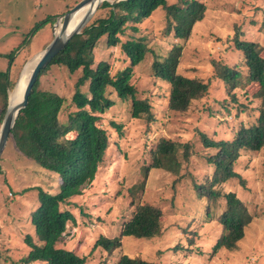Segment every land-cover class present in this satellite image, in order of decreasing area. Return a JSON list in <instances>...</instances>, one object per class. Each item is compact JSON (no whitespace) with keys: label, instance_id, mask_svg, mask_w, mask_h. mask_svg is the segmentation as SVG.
I'll use <instances>...</instances> for the list:
<instances>
[{"label":"rangeland","instance_id":"obj_1","mask_svg":"<svg viewBox=\"0 0 264 264\" xmlns=\"http://www.w3.org/2000/svg\"><path fill=\"white\" fill-rule=\"evenodd\" d=\"M77 1L0 0V71L9 69L15 82L24 63L54 38L56 21L49 18L56 16L57 20ZM201 1L207 4L206 17L185 41L165 34L167 22L161 8L127 28L125 39H144L153 50L132 69L130 79L139 97L150 98L156 119L147 128L145 121L131 117L130 101L120 100L114 91L109 93L115 104L101 120L110 137L104 161L95 180L83 186L82 194L62 206L75 220L69 221L57 246L86 256L85 264H116L122 253L157 264H264V148L242 150L235 164L239 177L221 186L223 192H234L253 216L236 250L215 251L223 233L216 219L223 213L225 199L208 205L198 196L192 179L195 175V181L203 183L213 173L207 163L213 150L203 148L202 133L216 140L232 138L240 127L254 124L259 116L260 101L252 96L257 87L248 84L228 93L225 83L214 76L212 60L246 73L243 55L233 48L232 39L235 33L241 34L260 43L264 50V34L260 31L264 0ZM172 42L182 44L179 71L210 82L209 94L196 100L185 114L168 110L169 85L153 76L154 54H167ZM95 60L108 62L113 75L130 65L120 46L110 47L106 37L99 42ZM80 74L53 66L42 75L40 88L66 97L68 113L75 109L71 98ZM81 90L87 93L88 83ZM162 136L193 144L192 159L180 172L183 179L163 169H152L144 177L151 149ZM60 183L57 174L41 168L20 152L13 140L8 141L0 156V264H25L22 258L29 246L24 240L28 234L36 235L32 212L40 205L37 187L55 192ZM139 201L164 211L162 234L154 239L125 236L122 247L108 257L102 248L93 249L100 235H120Z\"/></svg>","mask_w":264,"mask_h":264},{"label":"trees","instance_id":"obj_2","mask_svg":"<svg viewBox=\"0 0 264 264\" xmlns=\"http://www.w3.org/2000/svg\"><path fill=\"white\" fill-rule=\"evenodd\" d=\"M159 8L165 12V34L176 41L189 39L194 26L202 22L207 14V4L201 0H176L173 3L168 0L104 1L94 13L95 17L40 71L28 104L20 111L8 141L13 140L20 152L41 168L57 174L61 183L55 192L37 187L40 205L32 212L36 235L28 234L24 240L29 246V252L22 258L23 263H86V256L57 246L69 221L75 220L72 212L62 206L70 205L72 198L82 194L83 186L95 180L104 161L110 137L108 130L101 125V120L106 110L115 104L109 96L111 91L116 92L120 100L130 101L132 118L145 121L147 128L155 122L150 98L139 97L138 89L130 79L132 69L153 50L144 39H125V36L130 24L149 18ZM49 20L54 23L56 16ZM132 29L137 31L136 26ZM260 31L264 34V17ZM103 37H106L110 47L120 46L130 63L115 75L111 73L108 62L96 63L95 60L96 50ZM232 44L243 55L246 73L238 67L213 59L214 76L225 83L228 93L248 84L256 86L252 96L260 101V111L254 124L240 127L232 138L216 140L204 133L200 135L203 148L213 150L207 158L213 173L203 183H197L196 176H193L197 194L205 198L208 205L225 199L223 213L216 219L223 233L215 245V251L221 248L236 250L253 219L245 203L234 192H223L221 186L239 177L235 164L242 150L260 151L264 148L263 46L238 33H235ZM171 45L167 54H154L153 76L169 85L168 110L175 114H185L196 100L209 94L210 82L180 72L182 44L172 42ZM53 66L65 67L71 74L81 72L71 98L75 109L68 113H65L66 97L40 88L42 75ZM16 81H11L9 69L0 71V126L8 108L9 93L14 89ZM86 83L88 92L84 93L81 88ZM116 128L119 129V126L116 125ZM193 151L190 142L160 137L151 149L150 162L143 170L144 177L152 169H163L183 179L180 172L184 163H190ZM164 217V211L159 206L139 201L131 217L122 226L120 235H100L93 249L102 248L108 257L122 247V238L125 236L139 239L159 237L163 232ZM116 264L157 263L122 253Z\"/></svg>","mask_w":264,"mask_h":264},{"label":"water","instance_id":"obj_3","mask_svg":"<svg viewBox=\"0 0 264 264\" xmlns=\"http://www.w3.org/2000/svg\"><path fill=\"white\" fill-rule=\"evenodd\" d=\"M104 1L109 0H80L65 14L57 18L56 23L54 25V30L56 29L59 22L62 21L60 31L58 33H55L54 38L51 40V42L43 50L38 52L39 54L33 66L30 78L28 80L23 99L17 104L11 105V98L9 93L8 108L0 126V156L2 155L5 147L7 146L9 135L15 125L16 119L20 111L25 108L28 104L29 95L32 91L34 84L36 83L40 71L52 61V59L68 44V42L74 35L79 34L82 31V29L90 22L92 16ZM114 1L116 0H113L112 2ZM88 4H91L93 6V10L84 16L78 26H76L73 30L69 31V25L72 21L73 16L78 10ZM28 62L29 61H26L24 66L22 67L19 77L21 76L22 71L25 69ZM18 79L14 88L18 83Z\"/></svg>","mask_w":264,"mask_h":264},{"label":"bare ground","instance_id":"obj_4","mask_svg":"<svg viewBox=\"0 0 264 264\" xmlns=\"http://www.w3.org/2000/svg\"><path fill=\"white\" fill-rule=\"evenodd\" d=\"M109 1H113V0H109ZM92 10H93V6L91 4H88L82 7L80 10H78L76 14L73 16L68 30L71 31L76 26H78V24L81 22L84 16ZM61 25H62V21L59 22L56 29L54 30V33H58L60 31ZM38 54L39 53H37L30 60H28L29 62L27 66L25 67V69L22 71V74L18 79V83L16 87L10 92L11 105L17 104L19 101L23 99L24 92H25L28 80L30 78L33 66L37 60Z\"/></svg>","mask_w":264,"mask_h":264},{"label":"crops","instance_id":"obj_5","mask_svg":"<svg viewBox=\"0 0 264 264\" xmlns=\"http://www.w3.org/2000/svg\"><path fill=\"white\" fill-rule=\"evenodd\" d=\"M43 50V49H42ZM40 52V51H39ZM25 64V63H24Z\"/></svg>","mask_w":264,"mask_h":264}]
</instances>
